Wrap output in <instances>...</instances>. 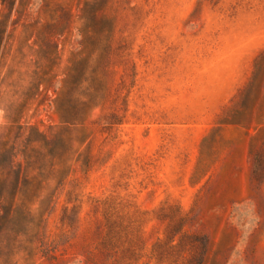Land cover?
<instances>
[{
    "label": "rangeland",
    "instance_id": "obj_1",
    "mask_svg": "<svg viewBox=\"0 0 264 264\" xmlns=\"http://www.w3.org/2000/svg\"><path fill=\"white\" fill-rule=\"evenodd\" d=\"M264 0H0V264H264Z\"/></svg>",
    "mask_w": 264,
    "mask_h": 264
},
{
    "label": "trees",
    "instance_id": "obj_2",
    "mask_svg": "<svg viewBox=\"0 0 264 264\" xmlns=\"http://www.w3.org/2000/svg\"><path fill=\"white\" fill-rule=\"evenodd\" d=\"M263 114V113H262ZM264 115V114H263Z\"/></svg>",
    "mask_w": 264,
    "mask_h": 264
}]
</instances>
